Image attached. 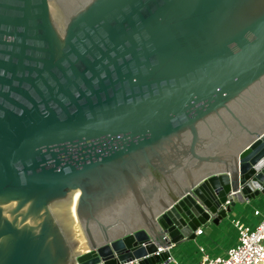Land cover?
Wrapping results in <instances>:
<instances>
[{"label":"water","instance_id":"95a60500","mask_svg":"<svg viewBox=\"0 0 264 264\" xmlns=\"http://www.w3.org/2000/svg\"><path fill=\"white\" fill-rule=\"evenodd\" d=\"M259 194L264 0H0V264H158Z\"/></svg>","mask_w":264,"mask_h":264},{"label":"built area","instance_id":"2783aa9c","mask_svg":"<svg viewBox=\"0 0 264 264\" xmlns=\"http://www.w3.org/2000/svg\"><path fill=\"white\" fill-rule=\"evenodd\" d=\"M252 215L254 217H262L261 220L254 225L242 218L232 220V225L237 231V241L235 245L228 247L226 256L210 257L205 249L199 245L198 251L201 253L200 264H264V214L261 209L253 208ZM202 226L194 231L195 237L202 234ZM174 245H169L165 249L168 251ZM164 248L158 247L157 252L163 251ZM180 264L172 255L159 264ZM125 264H138L137 262H129Z\"/></svg>","mask_w":264,"mask_h":264},{"label":"rangeland","instance_id":"374dc122","mask_svg":"<svg viewBox=\"0 0 264 264\" xmlns=\"http://www.w3.org/2000/svg\"><path fill=\"white\" fill-rule=\"evenodd\" d=\"M262 204L263 203L258 204V207L261 209H263L264 206ZM235 218H242L243 221H247L254 225L255 223L259 222L262 217H254L252 213H246L245 210L238 209L235 215H230V218L222 219L220 224H205V226L202 225L203 227L211 225L210 228L214 231L209 236L213 238L209 239L207 243H200V238L195 237L192 240H187L174 245L169 250L170 255H172L174 258L176 253L181 254V260L183 261V264L184 261L186 264H200L201 253L198 251V246L201 245L203 248H205V252L209 253V256L212 258L215 256H226L227 248L235 245L237 241V231L232 225V220Z\"/></svg>","mask_w":264,"mask_h":264},{"label":"crops","instance_id":"0c3cea01","mask_svg":"<svg viewBox=\"0 0 264 264\" xmlns=\"http://www.w3.org/2000/svg\"><path fill=\"white\" fill-rule=\"evenodd\" d=\"M260 203H263L262 205H264V194H259L257 197L246 201L244 204H236L234 207L231 208L230 212L227 214V217L225 219L230 218V215H235L238 209L245 210L246 213H251L252 212L251 210H253V208L261 209L260 207H258L259 206L258 204H260ZM261 210H262V214H264V206H263V209H261ZM221 221L222 220H220L218 224H220ZM207 224H212V223H207ZM210 226H206V227L202 226V228H203L202 234H200L199 236L196 237V238H200V240H199L200 243H207L209 239L213 238V237H209L210 234L214 232L210 228ZM174 259L177 262H179L180 264H183V261L181 260L182 259L181 254L176 253V256L174 257ZM169 264H171V263H169ZM184 264H186L185 261H184Z\"/></svg>","mask_w":264,"mask_h":264},{"label":"bare ground","instance_id":"6f19581e","mask_svg":"<svg viewBox=\"0 0 264 264\" xmlns=\"http://www.w3.org/2000/svg\"><path fill=\"white\" fill-rule=\"evenodd\" d=\"M74 205H75V195L72 199L71 205H70V214H72V212L74 211Z\"/></svg>","mask_w":264,"mask_h":264}]
</instances>
